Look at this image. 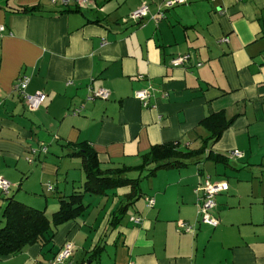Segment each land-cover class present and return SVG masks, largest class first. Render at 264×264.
I'll use <instances>...</instances> for the list:
<instances>
[{"label": "crops", "instance_id": "1", "mask_svg": "<svg viewBox=\"0 0 264 264\" xmlns=\"http://www.w3.org/2000/svg\"><path fill=\"white\" fill-rule=\"evenodd\" d=\"M164 1L0 0V176L10 184L0 191V225L7 198L51 218L59 197L81 190L80 158L68 155L76 143L89 144L102 168L136 166L153 145L197 149L209 114L230 120L206 149L225 161L160 170L162 184H151L140 206L139 189L115 225L110 214L130 188L85 194L84 212L49 244L26 245L0 264H51L66 242L73 249L61 264H264V0H192L154 21ZM142 4L147 14L130 18ZM183 54L186 64L170 65ZM21 75L26 93L46 95L36 110L15 89ZM99 89L108 97L90 98ZM140 89L147 106L134 97ZM233 150L242 156L231 158ZM204 177L226 185L215 197L216 227L197 214Z\"/></svg>", "mask_w": 264, "mask_h": 264}, {"label": "trees", "instance_id": "2", "mask_svg": "<svg viewBox=\"0 0 264 264\" xmlns=\"http://www.w3.org/2000/svg\"><path fill=\"white\" fill-rule=\"evenodd\" d=\"M35 9L36 7L22 8V12H31ZM261 32L264 35V27ZM229 123L230 120H226L223 112L209 114L200 121L209 134L197 149L182 150L177 142L153 145L141 156V163L136 166L102 168L97 153L89 144L84 141L74 144L68 155L80 158L84 173L81 190L59 197L58 209L52 213L51 218H48L43 210L25 205L12 197L7 198L1 213L0 256L15 254L24 246L34 243L43 246L49 244L58 226L76 219L84 212L85 204L82 198L85 194L106 195L108 191L128 186L130 192L125 198L127 201L118 204L108 219L109 225L117 224L126 206L140 196V181L153 176L156 170L185 167L189 163H195L199 157L214 162L225 161L220 154H214L206 149L220 138ZM98 250L99 248L95 249L96 252Z\"/></svg>", "mask_w": 264, "mask_h": 264}, {"label": "built area", "instance_id": "3", "mask_svg": "<svg viewBox=\"0 0 264 264\" xmlns=\"http://www.w3.org/2000/svg\"><path fill=\"white\" fill-rule=\"evenodd\" d=\"M77 2L83 0H76ZM192 0H165L162 6H160L157 12V15L152 16L154 21H159L165 17V11L178 4H186ZM148 12V6L146 4H142L136 9H134L130 13V18L135 21L141 20ZM3 31V26L0 25V34ZM222 41H226V38H223ZM190 59L189 54H183L179 56H175L171 58L170 65L171 66H182L186 64ZM199 65V63H198ZM28 77L26 75H21L17 78L15 89L18 91L19 95L22 97V100L25 102L26 106L30 110L38 109L42 103L45 101L46 95L42 92H36L35 94H28L25 92V89L28 84ZM108 91L105 89H99L95 92H92V96L90 98H102L106 99L108 97ZM134 97L139 100L142 106L148 105V99L150 94L147 89H140L134 92ZM242 156L241 152L238 150H233L230 152L231 158H240ZM10 187L9 182L0 176V191L3 193H7ZM226 189V185L223 182H213L208 177H204L203 181L198 187V190L201 191V196L198 203L197 214L199 217V221L209 225L211 227H216L218 225V219L213 215V210L215 208V196ZM154 200L152 198L146 199V205L148 207L152 206ZM132 221L135 223L139 222L138 217H132ZM180 229L186 232H193L194 225L189 222L182 221L179 223ZM72 244L70 242H66L60 248V250L55 254L52 259L51 264H61L67 261L72 252Z\"/></svg>", "mask_w": 264, "mask_h": 264}, {"label": "rangeland", "instance_id": "4", "mask_svg": "<svg viewBox=\"0 0 264 264\" xmlns=\"http://www.w3.org/2000/svg\"><path fill=\"white\" fill-rule=\"evenodd\" d=\"M205 162V160L203 161V163ZM210 162H208L207 161V164H209ZM164 169H166V168H160V169H158V170H156V172H155V175H156V173L157 172H159L160 170H164ZM171 169H176V168H169V169H167V170H171ZM202 169L205 171L204 173H209L210 174V172H208L209 170L204 166H202ZM182 171H189V172H191V171H196V166L194 165V164H192V163H189L186 167H185V169H182ZM211 174H213V173H211ZM154 175V176H155ZM154 176H150V177H148V178H143L141 181H140V183H139V187H140V192H141V197L135 202V203H137L139 206L143 203V196H144V194L145 193H147L149 190V187H150V185L151 184H154L155 186H157L158 184L160 185V184H162V177H163V174L161 173V172H159V173H157V176H158V178L156 179V180H154ZM165 180V179H164ZM216 197V196H215ZM217 198V197H216ZM215 198V199H216ZM132 211V207L130 206L129 207V210H128V212H127V215L129 214V212H131Z\"/></svg>", "mask_w": 264, "mask_h": 264}]
</instances>
